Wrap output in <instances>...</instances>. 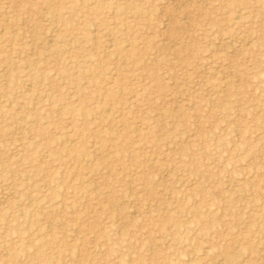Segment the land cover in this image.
<instances>
[{
	"label": "rangeland",
	"instance_id": "374dc122",
	"mask_svg": "<svg viewBox=\"0 0 264 264\" xmlns=\"http://www.w3.org/2000/svg\"><path fill=\"white\" fill-rule=\"evenodd\" d=\"M0 264H264V0H0Z\"/></svg>",
	"mask_w": 264,
	"mask_h": 264
}]
</instances>
